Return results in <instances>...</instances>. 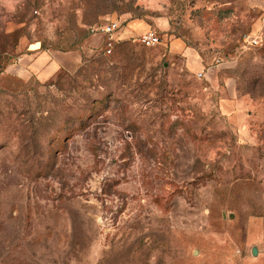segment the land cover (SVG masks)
Wrapping results in <instances>:
<instances>
[{
	"label": "rangeland",
	"instance_id": "rangeland-1",
	"mask_svg": "<svg viewBox=\"0 0 264 264\" xmlns=\"http://www.w3.org/2000/svg\"><path fill=\"white\" fill-rule=\"evenodd\" d=\"M0 264H264V0H0Z\"/></svg>",
	"mask_w": 264,
	"mask_h": 264
},
{
	"label": "built area",
	"instance_id": "built-area-1",
	"mask_svg": "<svg viewBox=\"0 0 264 264\" xmlns=\"http://www.w3.org/2000/svg\"><path fill=\"white\" fill-rule=\"evenodd\" d=\"M117 26H118L117 22L111 21V22H108V23H105V24L98 26V30H101L103 33L109 34ZM137 37H138L139 41H141L142 43L147 44V45L154 44L158 40L157 35L151 30H147V31L139 34ZM110 45H111V41H110V38H108V40L106 41V47H104V50L106 52H109ZM196 75H200V71H197Z\"/></svg>",
	"mask_w": 264,
	"mask_h": 264
},
{
	"label": "water",
	"instance_id": "water-1",
	"mask_svg": "<svg viewBox=\"0 0 264 264\" xmlns=\"http://www.w3.org/2000/svg\"><path fill=\"white\" fill-rule=\"evenodd\" d=\"M255 252V249L254 248H252V253H254Z\"/></svg>",
	"mask_w": 264,
	"mask_h": 264
}]
</instances>
